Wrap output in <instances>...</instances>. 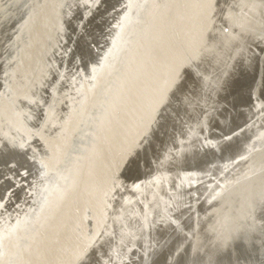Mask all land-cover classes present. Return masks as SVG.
<instances>
[{
  "label": "bare ground",
  "instance_id": "bare-ground-1",
  "mask_svg": "<svg viewBox=\"0 0 264 264\" xmlns=\"http://www.w3.org/2000/svg\"><path fill=\"white\" fill-rule=\"evenodd\" d=\"M104 6L0 0V264H260L264 0Z\"/></svg>",
  "mask_w": 264,
  "mask_h": 264
},
{
  "label": "water",
  "instance_id": "water-1",
  "mask_svg": "<svg viewBox=\"0 0 264 264\" xmlns=\"http://www.w3.org/2000/svg\"><path fill=\"white\" fill-rule=\"evenodd\" d=\"M253 76L254 74L251 73V74H248V75H243L241 77L240 80H238L237 82H234L233 85H235L236 88H241V89H238V92L236 95L233 96L232 98V105H235L237 103H244L248 100V91L246 90L247 89V86L250 85L252 83V80H253ZM262 84H263V91H264V71H263V74H262ZM245 89V90H244ZM245 92H244V91ZM241 101V102H240ZM232 116V117H231ZM238 117V118H237ZM241 119L242 118V112L240 109H237V107L234 108V111L231 113L229 119V124L237 121L238 119ZM199 161L201 160L200 158L198 159ZM197 161V160H196ZM17 163V162H16ZM18 165V164H17ZM237 253L235 254V260H237V262H241L243 261L244 259H255V260H259L257 261L258 263L260 264H264V252H263V257L262 258H259L260 257V253H256L254 252V248H251L250 250H245V248L239 246L237 247ZM253 250V251H252ZM179 259L176 260V263L178 264ZM229 259H227L228 261ZM154 264H161L160 260H158V262L154 263ZM218 264H230V261L229 263L223 261V262H220ZM232 264V263H231Z\"/></svg>",
  "mask_w": 264,
  "mask_h": 264
},
{
  "label": "rangeland",
  "instance_id": "rangeland-1",
  "mask_svg": "<svg viewBox=\"0 0 264 264\" xmlns=\"http://www.w3.org/2000/svg\"><path fill=\"white\" fill-rule=\"evenodd\" d=\"M114 1L115 0H105V6H104V8L110 7L114 3ZM101 11H102V9H101ZM97 14H98L97 17L95 15L94 17H92V20H90L91 23L89 22L90 25H87V27H86V29L88 28L87 30H89V29L91 30V28H92V30H97V29L99 30L102 27L101 25H102V22L104 20V14H103V12H99ZM101 14L103 15V17H100V16H102ZM92 30L90 32H92ZM91 35H93V34H91ZM91 37H95V36L93 35ZM171 119H172L171 115L170 114L167 115L166 116V119H165V125H169L171 123ZM166 133H167V130H165V128H163L161 132L157 133V138L158 139H162L165 136ZM141 158H142V160L144 162H147V159H148L147 153L144 154ZM139 160L132 165V169L130 171L131 173H134L135 174V173L139 172L140 164H141Z\"/></svg>",
  "mask_w": 264,
  "mask_h": 264
},
{
  "label": "snow or ice",
  "instance_id": "snow-or-ice-1",
  "mask_svg": "<svg viewBox=\"0 0 264 264\" xmlns=\"http://www.w3.org/2000/svg\"><path fill=\"white\" fill-rule=\"evenodd\" d=\"M202 3L204 5H206L209 10L211 9V5L213 3H215V0H202ZM163 101H161L162 103ZM49 110H50V106H49ZM45 118H46V114H45ZM133 161L131 158L128 159V161H126V163L131 164ZM260 210L262 212H264V191L261 192L260 196L258 199L253 201L252 207H251V211L254 213L255 211Z\"/></svg>",
  "mask_w": 264,
  "mask_h": 264
}]
</instances>
